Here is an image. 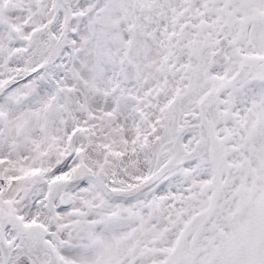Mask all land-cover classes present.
<instances>
[{
    "label": "snow or ice",
    "instance_id": "6c2138e0",
    "mask_svg": "<svg viewBox=\"0 0 264 264\" xmlns=\"http://www.w3.org/2000/svg\"><path fill=\"white\" fill-rule=\"evenodd\" d=\"M0 264H264V0H0Z\"/></svg>",
    "mask_w": 264,
    "mask_h": 264
}]
</instances>
